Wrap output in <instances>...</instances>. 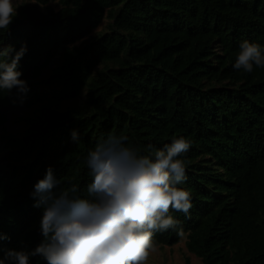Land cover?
Listing matches in <instances>:
<instances>
[{
	"label": "trees",
	"instance_id": "obj_1",
	"mask_svg": "<svg viewBox=\"0 0 264 264\" xmlns=\"http://www.w3.org/2000/svg\"><path fill=\"white\" fill-rule=\"evenodd\" d=\"M35 1L0 30L12 56L26 46L29 87L0 92V258L41 242L31 194L48 168L87 198L97 142L126 135L148 154L183 136L192 208L171 213L182 235L157 233V248L186 236L203 264H264V68L232 67L242 41L264 48V0Z\"/></svg>",
	"mask_w": 264,
	"mask_h": 264
},
{
	"label": "clouds",
	"instance_id": "obj_2",
	"mask_svg": "<svg viewBox=\"0 0 264 264\" xmlns=\"http://www.w3.org/2000/svg\"><path fill=\"white\" fill-rule=\"evenodd\" d=\"M16 16L15 0H0V30L7 32ZM13 51L0 48V92L16 89L26 95L29 87L18 66L27 48L14 56ZM232 67L244 73L264 68V48L242 41ZM72 139L78 142L75 131ZM127 140L109 135L88 152L87 198L76 183L65 184L48 168L31 194L43 209L42 240L34 249H9L0 264H31L35 257L45 264H147L157 251V233L171 229L182 235L171 213L188 216L192 208L190 192L179 187L186 180L183 157L191 142L173 136L160 148L149 144L148 154H142Z\"/></svg>",
	"mask_w": 264,
	"mask_h": 264
},
{
	"label": "rangeland",
	"instance_id": "obj_3",
	"mask_svg": "<svg viewBox=\"0 0 264 264\" xmlns=\"http://www.w3.org/2000/svg\"><path fill=\"white\" fill-rule=\"evenodd\" d=\"M35 3V0H15L17 11L25 2ZM39 9L47 14L50 10L58 11L60 5L57 2H51L47 6H39ZM112 20L105 18L103 23L96 29L92 35L96 36L102 32L108 31ZM79 46L80 42L74 44ZM73 46V45H72ZM187 237L184 236L181 241L174 246H166L163 248H157V251L152 253L149 257L147 264H186L187 260L190 261V264H203L202 260L195 255L191 254L186 247Z\"/></svg>",
	"mask_w": 264,
	"mask_h": 264
}]
</instances>
